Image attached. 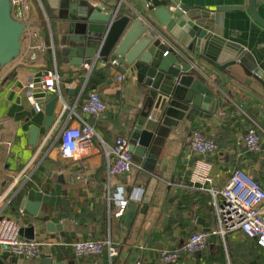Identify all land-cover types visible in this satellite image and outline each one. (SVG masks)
<instances>
[{"label":"crops","instance_id":"0c3cea01","mask_svg":"<svg viewBox=\"0 0 264 264\" xmlns=\"http://www.w3.org/2000/svg\"><path fill=\"white\" fill-rule=\"evenodd\" d=\"M86 1L101 11L117 2ZM29 3V31L38 35L32 39L28 33L23 36L21 56L7 65L0 76L3 142L0 145V190L26 166H30L29 179L23 185L17 184L15 195L0 212L3 216L17 218L22 228L35 224V239L42 245L39 257L30 261L1 250L9 264H165L160 256L163 247L180 246L191 232L208 231L216 223L213 197L189 182V172L197 158L190 144L194 130H200L219 144L212 158L217 187L224 186L234 170L244 169L264 188V85L242 69L236 78L219 74L217 81L214 76L210 77L216 80L211 89L218 106L214 109L213 101L209 111L200 110L203 116H195L193 122L183 120L174 128L154 151L156 160L152 171L146 170L143 164H133L131 173L109 182L107 153L116 138L129 139L135 112L142 103L143 92L137 76L122 72L121 64L102 67L103 61H98L95 71L102 76H97L99 83L94 84L92 73L88 76L84 66H73L71 55L62 52L60 42L67 12L60 11L54 0H29ZM135 4L142 10L140 16L158 23L153 12L159 7L184 5L205 10L238 7L220 13L224 38L245 48L246 67L251 72L259 71L264 81V27L252 18L249 0H170L156 3L152 10L142 0H135ZM257 9L264 19V3L257 2ZM39 43L45 46L43 50L32 48ZM54 69L60 75V92L53 95H60L61 100L55 109L58 119L47 129L45 97L51 92H33L43 102L42 111L35 112L27 84ZM118 75L123 77L121 81ZM89 81L105 98L108 110L98 116H83L89 123L95 118L91 124L104 144L94 140L74 158H65L57 146L49 147L50 142L36 157L50 130H58L65 124L79 125L75 116L69 117L70 108L83 106L87 99L82 96L78 101L77 98L92 91ZM254 123L261 129L262 143L258 151L251 152L244 144V137ZM32 126L39 129L36 145L30 143ZM109 184L112 189L123 185L129 203L138 205L135 221L128 231L123 230L117 205L108 203ZM25 200L40 204L38 216L32 214L31 208L23 206ZM50 223L55 232L48 230ZM99 238L110 239L118 254L112 258L107 251L96 257L74 255L72 244L75 241ZM242 258L250 264H264V250L255 240L235 233L229 234L225 241L219 236H210L203 251L185 255L178 264H237Z\"/></svg>","mask_w":264,"mask_h":264},{"label":"water","instance_id":"95a60500","mask_svg":"<svg viewBox=\"0 0 264 264\" xmlns=\"http://www.w3.org/2000/svg\"><path fill=\"white\" fill-rule=\"evenodd\" d=\"M54 2L60 11L67 12L60 44L63 54L71 55L73 66L77 68L94 61L117 59L122 72L129 71L137 76L143 99L133 119L129 149L133 164H143L146 170H153L154 151L174 128L177 129L183 120L193 122L195 116H203L201 109L210 110L216 97L211 87L220 78L219 74L236 78L242 69L264 85L259 71L251 72L246 67L245 48L224 38L220 13L238 7L219 6L215 10L184 5L159 7L153 12L159 23L148 18L149 25L140 16L142 10L135 0H117L115 5L107 6L106 11L86 0ZM12 10V0H0V68L13 63L22 53L26 24L15 19ZM249 11L252 18L264 27L257 0H249ZM153 28L159 30L162 37ZM212 76L216 80H212ZM88 87L95 89L92 81L88 82ZM82 96L84 99L89 97L84 93L77 98L78 101ZM60 100V95L45 97L47 129L58 119L55 109ZM213 104L216 109L218 102ZM94 120L92 117L90 122L94 124ZM38 136L39 129L32 126L31 145L37 144ZM39 205L31 200L23 202L35 217ZM137 212L138 205L128 203L122 215L123 230L131 229ZM50 227L51 223L47 228L55 232ZM21 234L27 239H35V224L22 228ZM6 260L0 248V264H9Z\"/></svg>","mask_w":264,"mask_h":264},{"label":"built area","instance_id":"2783aa9c","mask_svg":"<svg viewBox=\"0 0 264 264\" xmlns=\"http://www.w3.org/2000/svg\"><path fill=\"white\" fill-rule=\"evenodd\" d=\"M170 0H148L147 8L152 10L156 3H164ZM13 17L26 24L23 36L28 33L30 38L37 36L36 32L29 31L30 22V3L29 0H12ZM264 3V0H257ZM102 8V7H101ZM104 10V8H102ZM107 10V7H105ZM105 10V11H106ZM143 18V16H141ZM149 25V19L143 18ZM153 27V26H152ZM161 36L160 31L153 28ZM164 38V37H163ZM164 40V39H163ZM169 44L170 42L166 40ZM172 46V45H171ZM32 48L43 50L45 46L42 43L34 45ZM178 52V49L174 47ZM55 56V49L52 48ZM21 56V55H20ZM32 59L35 58L33 55ZM98 61L91 64H84V70L88 76L96 69ZM119 60H109L102 64V67L119 66ZM123 77L118 75V80ZM60 75L57 69L49 70L41 77L32 79L27 84L30 92V101L35 112H41L43 109L42 99H39L33 93L38 90L43 93L60 92ZM88 99L79 109L77 105L70 108L69 117L75 116L79 121L77 127L64 125L58 130H50L44 137L36 157L45 146L53 148L57 146L60 153L65 158H74L77 154L83 152L87 145L94 140L104 144L103 139L97 133L94 126L85 119L83 114L98 116L108 110V104L103 95L96 89L88 94ZM0 123V145L2 142V129ZM262 143V132L260 127L254 123L246 131L244 144L251 152L258 151ZM191 148L197 154V158L189 172V182L199 189L209 192L212 204L215 207L216 223L208 231L200 230L191 232L187 240L180 246H165L160 250L161 260L165 264H178L185 255L195 254L203 251L210 236H219L224 241L229 234L242 233L249 239L255 240L258 247L264 250V188L259 181L253 178L244 169H236L231 174L227 183L222 187L215 185L213 175L214 162L213 156L219 150L218 142L206 136L200 130H194L190 138ZM11 143H8L10 147ZM129 139L118 137L115 139L112 149L107 153V173L110 179L114 177H123L131 173L133 168V156L129 149ZM35 157V159H36ZM34 162V160L32 161ZM32 164V163H31ZM29 167L26 166L13 181L10 182L4 190H0V211L9 203L15 195L17 184L23 185L29 179ZM108 203L116 204L118 207L117 215L121 217L127 209L128 199L123 185L112 189L109 184ZM23 213L24 209H20ZM21 223L17 218L3 216L0 212V248L15 257L24 260H33L39 257L41 253L42 242L38 239H27L21 234ZM72 250L77 258L96 257L108 252L110 258L118 254V250L113 246L108 238L77 240L72 244ZM141 264V263H138Z\"/></svg>","mask_w":264,"mask_h":264},{"label":"trees","instance_id":"16d2710c","mask_svg":"<svg viewBox=\"0 0 264 264\" xmlns=\"http://www.w3.org/2000/svg\"><path fill=\"white\" fill-rule=\"evenodd\" d=\"M96 70V69H95ZM93 71L92 72V81H93V83L94 84H97V83H99V81H98V79L99 78H97V76H102V74H100L99 72H96V71ZM256 243V242H255ZM257 245V244H256ZM258 246V245H257ZM250 263V262H249Z\"/></svg>","mask_w":264,"mask_h":264},{"label":"rangeland","instance_id":"374dc122","mask_svg":"<svg viewBox=\"0 0 264 264\" xmlns=\"http://www.w3.org/2000/svg\"><path fill=\"white\" fill-rule=\"evenodd\" d=\"M6 67H7V66H5V67H3V68H0V76H1V74H2L1 71H3V69L6 68ZM10 77H11V76H9V77L7 78V80L10 79ZM237 264H250V263H249V261L246 260L245 258H242L241 260H237Z\"/></svg>","mask_w":264,"mask_h":264}]
</instances>
